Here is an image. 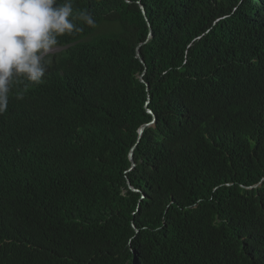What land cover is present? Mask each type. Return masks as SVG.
Segmentation results:
<instances>
[{"label":"trees","instance_id":"1","mask_svg":"<svg viewBox=\"0 0 264 264\" xmlns=\"http://www.w3.org/2000/svg\"><path fill=\"white\" fill-rule=\"evenodd\" d=\"M72 3L0 115V264H264V0Z\"/></svg>","mask_w":264,"mask_h":264},{"label":"clouds","instance_id":"2","mask_svg":"<svg viewBox=\"0 0 264 264\" xmlns=\"http://www.w3.org/2000/svg\"><path fill=\"white\" fill-rule=\"evenodd\" d=\"M77 19L95 25L86 10L74 15L72 0H0V115L14 86L44 82L58 37L81 31Z\"/></svg>","mask_w":264,"mask_h":264},{"label":"water","instance_id":"3","mask_svg":"<svg viewBox=\"0 0 264 264\" xmlns=\"http://www.w3.org/2000/svg\"><path fill=\"white\" fill-rule=\"evenodd\" d=\"M142 9H143V11H144L143 6H142ZM144 13H145V11H144ZM150 30H151V28H150ZM151 36H152V32L150 31V33H149V37H151ZM136 56H137V57H138V58L144 63V60H143V58L141 57V55H140V51H139L138 49H137ZM140 79H141L142 82H145V83H146L147 87H149L148 82H146V81L144 80V78H143V74L140 76ZM148 112L152 114L153 119H152L151 122H149V123H145V124H143V125L140 127V129H139V137H140V135L143 133L145 127L148 126V125H150V124H152V123H154L155 120H156V116H155L154 112H153L151 109H149V108H148ZM133 153H134V148H132V150H131L130 153H129V157H130V160H131V162H132V168H133L134 165H135V161H134V159H133ZM128 184H129V187H130L132 190H136V191H137V189L134 188V187L130 184V182H128ZM137 231H138V229H137Z\"/></svg>","mask_w":264,"mask_h":264},{"label":"rangeland","instance_id":"4","mask_svg":"<svg viewBox=\"0 0 264 264\" xmlns=\"http://www.w3.org/2000/svg\"><path fill=\"white\" fill-rule=\"evenodd\" d=\"M60 49H61L60 47H54L51 54H53L54 52H56V51H58Z\"/></svg>","mask_w":264,"mask_h":264}]
</instances>
